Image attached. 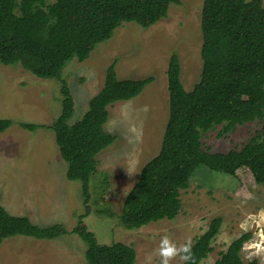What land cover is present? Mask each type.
I'll list each match as a JSON object with an SVG mask.
<instances>
[{
  "label": "rangeland",
  "instance_id": "obj_1",
  "mask_svg": "<svg viewBox=\"0 0 264 264\" xmlns=\"http://www.w3.org/2000/svg\"><path fill=\"white\" fill-rule=\"evenodd\" d=\"M203 2L172 3L168 15L148 28L123 22L89 58H74L64 68L62 76L75 101L73 121L88 110L90 98L103 87L106 69L114 60L119 78L153 77L138 96L108 107L105 129L117 138L97 156L88 200L81 183L67 178V164L51 128L61 110L59 80L39 78L19 64L0 63V118L14 120L0 133V201L11 213L27 215L36 224L59 222L68 230L54 239L9 237L0 245V264H87L86 244L72 232L79 222L94 232L99 243L133 245L135 264H160L158 249L164 235L177 246L193 243L218 216L223 218L220 231L201 264H213L232 240L248 231L252 238L245 242L242 255L264 264V185H255L246 171L237 178L200 165L189 187L181 190L182 207L176 218L137 229L125 228L119 218L124 193L161 147L169 118L171 54H179L185 89L191 90L201 79ZM19 121L46 127L29 131ZM262 125L263 120L256 119L223 137L218 135L219 126L203 135V147L212 152L240 149ZM170 264H182L180 257Z\"/></svg>",
  "mask_w": 264,
  "mask_h": 264
},
{
  "label": "trees",
  "instance_id": "obj_2",
  "mask_svg": "<svg viewBox=\"0 0 264 264\" xmlns=\"http://www.w3.org/2000/svg\"><path fill=\"white\" fill-rule=\"evenodd\" d=\"M172 3L180 0H0V63L19 64L39 78L59 80L61 110L51 128L67 164L66 176L81 183L86 200L97 156L117 138L105 129L108 107L135 98L153 77L119 78L114 60L88 110L73 121L75 101L63 70L74 58H89L123 22L148 28L168 15ZM201 29V79L191 90L183 85L179 54L173 52L169 58V118L159 152L143 166L125 198L119 218L127 229L176 218L181 190L189 187L200 165L237 178L246 171L255 185H264L263 0H204ZM256 119L263 120L261 130L240 149L212 152L203 147L206 132L220 126L218 135L223 137ZM18 123L29 131L46 127ZM12 124L14 120L0 118V133ZM222 221L221 216L212 219L195 237L189 264H201L212 251ZM72 232L86 244L87 264L136 263L133 245L99 243L81 222ZM66 233L62 223L36 224L27 215L11 213L0 201V245L9 237L54 239ZM251 238L250 231L242 233L213 264H259L257 258L245 260L242 255Z\"/></svg>",
  "mask_w": 264,
  "mask_h": 264
},
{
  "label": "clouds",
  "instance_id": "obj_3",
  "mask_svg": "<svg viewBox=\"0 0 264 264\" xmlns=\"http://www.w3.org/2000/svg\"><path fill=\"white\" fill-rule=\"evenodd\" d=\"M124 194L127 195L128 193ZM158 255L160 264H170L176 257H180L182 264H189L193 260L192 243L189 240L177 246L169 236L164 235L160 241Z\"/></svg>",
  "mask_w": 264,
  "mask_h": 264
}]
</instances>
